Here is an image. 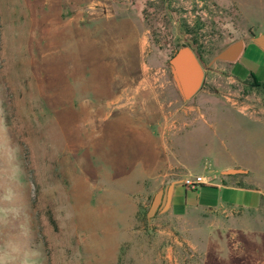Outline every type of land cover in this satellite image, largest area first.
Listing matches in <instances>:
<instances>
[{
    "label": "rangeland",
    "instance_id": "rangeland-1",
    "mask_svg": "<svg viewBox=\"0 0 264 264\" xmlns=\"http://www.w3.org/2000/svg\"><path fill=\"white\" fill-rule=\"evenodd\" d=\"M66 5L73 14L80 6L95 23L108 20L95 35L92 21L86 25L89 39L77 53L64 51ZM104 31L117 39L146 35L134 93L164 102L163 115L175 120L170 135L193 134L170 158L176 177L235 159L264 193V86L233 78L229 62L209 65L230 42L264 33V0H0V264H248L252 250L243 259H216L208 239L223 236L213 227H230L235 253L237 230L261 241L264 197L256 211L223 207L186 221L147 220L159 185L99 184L100 165L117 179L124 165L132 171L139 158L154 161L137 149L133 123L123 118L134 108L130 93L102 102L111 97L116 57L115 39ZM182 43L204 66L201 88L184 103L166 66ZM101 126L107 137H99ZM201 136L216 154L203 153ZM253 227L255 235L246 233Z\"/></svg>",
    "mask_w": 264,
    "mask_h": 264
},
{
    "label": "crops",
    "instance_id": "crops-1",
    "mask_svg": "<svg viewBox=\"0 0 264 264\" xmlns=\"http://www.w3.org/2000/svg\"><path fill=\"white\" fill-rule=\"evenodd\" d=\"M67 4H69V1ZM73 9L75 14L70 12L72 9L69 5H66L65 16L62 20L63 41L66 43L64 51L66 53H72L73 51L77 53L80 46L79 42L89 39L85 35L86 25L91 24V21L95 20L92 19L94 17L85 14L80 6L73 7ZM105 20L108 21L107 19ZM105 20L100 19L97 23L92 21V25H94L93 35L97 33V30H99V33L100 28H105L100 26ZM105 30L107 29L105 28ZM74 31H76V36H74ZM103 33H108L112 39H115L113 46H111V54L114 53L116 57L110 61L113 65L112 73L114 74L113 81L111 82L113 85L109 84L111 89L109 94H111V97L107 100L104 98L102 102L109 103L114 98L117 99L120 92L121 94L125 92L128 95L130 93L129 97L132 100L131 106L135 109L133 108L125 112L123 118L129 119L133 123L132 127L135 128L134 132L137 135L136 142L140 144L137 149L140 148L139 150L143 153H152L154 155V161L148 162L144 161V158H139L138 163L132 171H129L126 165H124V173L117 179H114L112 173L110 174V172H107L100 165L95 168V174L99 180V184L159 185L160 188L153 193L146 209L145 217L147 220L171 217L186 221L191 216L196 217L195 215L199 214L202 217L208 212H216L223 207L256 211L260 207L262 198L264 197L263 189L256 184L250 185L247 180L250 176V169L235 159H230L219 164L218 168H214L213 164L208 161L207 166L203 164L200 168L204 173L198 169L194 171V173L205 174L209 177V180L205 184L195 188H187L182 185L181 177H176L174 171L178 166L173 164L170 158L172 155L176 156L178 147H182L184 143L193 139V134L190 132L173 135H170V133L165 135L161 134L160 124L163 117L162 106L164 102L154 97H148L143 93L142 95L134 93L138 87L135 85L133 75L142 73L144 70L142 58L146 49V44L144 43L146 38L145 33L136 34L133 37L130 35V39L121 34L122 37L117 39V36L114 33H110V31H104ZM135 63L136 66L132 68V64L134 65ZM228 69L230 75L240 81L247 80L249 76H253L258 82L264 83V49L254 44L251 40L244 42L241 53L235 61L229 62ZM114 90H118V92L116 93ZM101 128L102 131L98 133L99 137H107L104 135L105 132L102 126ZM201 138L205 141L203 153L207 157L216 154L212 151L210 142L204 136H201ZM104 143L106 144V141ZM189 153L187 152L183 156ZM124 154H128L126 150ZM182 160L185 161L187 159L183 157ZM176 162H179V160H176ZM230 168L239 169L240 171L225 174L224 171ZM167 179H171L169 184L165 183ZM168 186H170L169 191L166 190ZM159 190L162 191V194L158 205L151 214V217H149V207L155 194ZM193 229L196 230L198 227L190 226L189 230ZM212 229H219L220 231L218 232L223 235L220 238L214 237L213 235L208 239V244L210 243L211 247L215 250L216 259H222L225 257V254H228L231 259H243L245 257V253L243 252L247 249L252 250V260L248 264H264V236L259 242L254 239V236L251 241H246V238L243 236L245 232L240 233L237 230L235 243L241 248L239 249L241 252L235 253L231 252L232 249L228 247L229 243L231 242L233 244L234 241L231 235L232 232L228 231L230 227H213ZM249 230L247 229L246 233L255 235V227L251 231ZM174 242L178 241L174 239ZM173 246L176 247L178 245L173 243ZM161 249L168 251L169 247L162 245ZM215 262V264H218L217 261ZM211 264H214L213 260Z\"/></svg>",
    "mask_w": 264,
    "mask_h": 264
},
{
    "label": "water",
    "instance_id": "water-1",
    "mask_svg": "<svg viewBox=\"0 0 264 264\" xmlns=\"http://www.w3.org/2000/svg\"><path fill=\"white\" fill-rule=\"evenodd\" d=\"M251 41L264 49V33L251 34ZM244 41L237 39L223 47L209 62V65L215 61H235L243 49ZM172 87L181 102L191 99L201 88L204 78V66L197 57L192 46L182 43L174 48L171 56L166 62ZM239 169H226L225 174L236 173ZM170 190V186L167 187ZM162 191L155 194L148 214H152L156 209Z\"/></svg>",
    "mask_w": 264,
    "mask_h": 264
},
{
    "label": "built area",
    "instance_id": "built-area-1",
    "mask_svg": "<svg viewBox=\"0 0 264 264\" xmlns=\"http://www.w3.org/2000/svg\"><path fill=\"white\" fill-rule=\"evenodd\" d=\"M187 13L189 14L190 17L195 18V15L192 13V6H188ZM170 127L172 128L175 127V120L169 119L168 116L163 115V119L161 120V124H160L161 134L163 135L168 134L170 131ZM208 180L209 177H207L205 174L189 172L182 176L181 183L183 186L187 188H195L202 184H205Z\"/></svg>",
    "mask_w": 264,
    "mask_h": 264
},
{
    "label": "trees",
    "instance_id": "trees-1",
    "mask_svg": "<svg viewBox=\"0 0 264 264\" xmlns=\"http://www.w3.org/2000/svg\"><path fill=\"white\" fill-rule=\"evenodd\" d=\"M195 53H196L197 57L199 58V60L201 61L199 53L196 50H195ZM171 54H172V52H171ZM171 54L169 55V57L171 56ZM247 80L252 84V86H264V83L258 82L255 79V77H253V76H249Z\"/></svg>",
    "mask_w": 264,
    "mask_h": 264
},
{
    "label": "flooded vegetation",
    "instance_id": "flooded-vegetation-1",
    "mask_svg": "<svg viewBox=\"0 0 264 264\" xmlns=\"http://www.w3.org/2000/svg\"><path fill=\"white\" fill-rule=\"evenodd\" d=\"M193 50H194V48H193ZM195 51V50H194ZM173 52V51H172Z\"/></svg>",
    "mask_w": 264,
    "mask_h": 264
}]
</instances>
